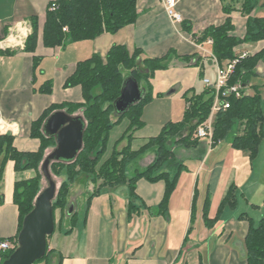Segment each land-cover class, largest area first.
I'll return each instance as SVG.
<instances>
[{"label": "crops", "instance_id": "0c3cea01", "mask_svg": "<svg viewBox=\"0 0 264 264\" xmlns=\"http://www.w3.org/2000/svg\"><path fill=\"white\" fill-rule=\"evenodd\" d=\"M52 1L0 0V41L17 32L0 47V135L14 136L20 151L40 148L41 141L31 136V129L47 108L83 101L82 87H66L65 83L78 63L94 54L105 57L115 44L125 45L131 52L141 48L143 58L162 57L170 50L179 55L197 53L202 63L215 68L216 75L212 43H197L182 21H189L193 31L200 33L230 16L233 34L243 38L247 32L242 0H235L237 8L231 14L224 11L222 0H177L175 11L181 14L180 21L170 15L166 0H138L140 14L135 23L94 39L47 46L43 32ZM252 15L264 16V0H259ZM33 18L38 20L35 43L28 41L34 30ZM263 48L264 40H260L239 45L237 52L253 55ZM195 61L190 65L174 58L169 68L157 70L151 79L152 98L168 96L171 89L184 100L186 92H197L201 66L194 65ZM257 75L264 77V59L257 64ZM49 83L52 89L46 92ZM168 122L160 121L158 132L143 136V144ZM221 142L211 144L202 138L193 145H173L184 167L165 202L166 180L143 177L137 181L135 198L129 185L123 184L103 187L88 197L81 210L75 203L76 223L67 215L49 239L52 253L48 264H249L246 237L252 226L264 219V135L254 157L250 150L234 147L232 141L228 146ZM149 151L154 152L148 150L140 157ZM154 158L155 152L148 155L147 165ZM177 172L170 170V178ZM35 175V170H17L14 160L6 163L0 181V243H12L19 232L16 182ZM232 187L236 195L233 206L225 202ZM2 251L0 248V264Z\"/></svg>", "mask_w": 264, "mask_h": 264}, {"label": "trees", "instance_id": "16d2710c", "mask_svg": "<svg viewBox=\"0 0 264 264\" xmlns=\"http://www.w3.org/2000/svg\"><path fill=\"white\" fill-rule=\"evenodd\" d=\"M57 1L56 9L50 8L52 2L48 7L43 32L44 43L47 46L62 45L66 41L94 39L104 32L115 33L129 24L135 23L140 14L138 0ZM222 2L227 14H231L237 8L235 0L229 2L222 0ZM258 4L259 0H242L240 9L244 15L248 16L247 32L243 38L233 34L235 26L230 16L224 23L210 25L200 33L193 31V25L189 21L183 20L182 24L197 43L202 44L209 39L213 41V56L223 66L240 56L237 52L239 45L264 40V16L252 15ZM33 27L34 30L28 41L35 43L38 39V20L36 18H33ZM142 53L141 48H136L131 52L125 45L115 44L105 57L96 53L91 58L79 62L75 72L68 77L65 86L80 85L84 99L82 102L54 104L33 122L31 136L39 138L41 141V146L37 151H20L14 145V136L11 134L0 135V181L9 160L16 162L17 170L30 169L36 172L35 176L16 182L15 202L20 210L19 232L14 241L10 242L12 246L9 249H3L2 263L17 247L24 218L32 211L36 198L40 194L42 176L40 166L46 157L47 149L56 146V139L45 134L43 125L48 116L56 110H66L70 114L82 111L81 115L86 121V131L84 147L75 160L71 162L54 161L50 165L52 173L67 178L63 181L53 201L54 233L67 215L71 217L73 224L77 221V211L74 210L70 214L68 212L70 207L68 193L71 183L78 180L81 175L87 177L89 181L98 183V187L91 193V197L100 193L105 186L114 187L128 184L131 196L135 198L136 184L140 178L144 177L151 181L165 179L167 191L164 202L168 200L177 183L179 170L184 167L182 162L177 159L173 145L176 143L193 145L202 139L197 136V130L211 116L215 101V88L210 86L205 87L201 92L195 90L186 92L184 98L187 107L183 118L178 121H169L158 135L149 138L140 148L134 149L132 147L134 134L145 125L144 106L153 97L151 79L155 72L169 68L174 58L188 62L190 65H192V60H196L194 65L201 66L200 76L203 79L206 68L202 63L203 58L197 53L179 55L175 50H170L166 55L156 58H143ZM262 59H264V48L253 55H247L240 59L230 76L229 83L230 85L241 84L243 94L240 97L234 93L228 95L227 100L230 102V107L219 110L214 120V142L225 139L237 127L238 132L232 139L233 146L250 150L253 157L257 155L264 135V108L259 87H255L254 93H249L247 87L251 85L252 78L257 76V64ZM124 70L128 73L125 74ZM127 76H133L139 81L140 86L145 89V96L126 112L119 114L116 112L114 104L121 95ZM51 89V83L44 88L46 92ZM126 119L128 125L125 131L115 141L108 154L111 147L112 130ZM124 141L127 144L119 148V145ZM152 149L155 152L154 160L143 170H136L132 176H129L131 164L143 153ZM172 169H176L178 172L171 179L170 170ZM225 202L232 206L236 203L234 187L230 188ZM58 209L62 213L59 222L56 221ZM53 234L48 236V240ZM246 243L249 264H264V219L257 226H252L246 237ZM51 253L48 243L46 254L35 264H48Z\"/></svg>", "mask_w": 264, "mask_h": 264}, {"label": "water", "instance_id": "95a60500", "mask_svg": "<svg viewBox=\"0 0 264 264\" xmlns=\"http://www.w3.org/2000/svg\"><path fill=\"white\" fill-rule=\"evenodd\" d=\"M145 96V89L133 76L125 78L121 95L115 101L116 112L122 114ZM43 130L47 136L56 139V146L46 155L41 169L49 185L36 198L35 206L24 218L18 236V245L2 264H35L44 257L48 249V236L54 233L55 216L53 201L57 183L50 165L54 161L75 160L84 146L86 121L81 114H70L66 110H56L46 119ZM75 205L69 207V214Z\"/></svg>", "mask_w": 264, "mask_h": 264}, {"label": "rangeland", "instance_id": "374dc122", "mask_svg": "<svg viewBox=\"0 0 264 264\" xmlns=\"http://www.w3.org/2000/svg\"><path fill=\"white\" fill-rule=\"evenodd\" d=\"M205 67H206L205 76L214 80L216 78L215 68H213V66L209 67L208 62H206ZM124 73L127 74L128 72L126 70H124ZM251 85H253V86H251ZM251 85L247 87V91L249 93H254L255 87L258 86L260 91H261V94H262V99H263L262 105L264 108V77L258 76V75L254 76L252 78ZM205 87H206V85L203 81V78L200 77L196 83L197 92L203 91L205 89ZM171 90L169 91V92H171V94L169 93L170 95L168 94V96H167V94H165L163 97L152 98L151 100H149L145 104L143 113L145 114L144 118L147 122V125H144L140 130H138L136 132V134L138 136L132 142L133 148H135V149L139 148L144 143L143 136H148L150 134H154V133L158 132V131H156V130H158V129H156L157 128L156 125L158 126V123L160 121H163V120H165V122L171 121V120L172 121H178V120H181L183 118L185 110H186L185 100L183 98H180L179 96H177L178 92L176 93V92H173ZM81 112L82 111H78L74 115L81 114ZM127 125H128V120L126 119L120 125L116 126L112 130L111 144H110L111 147L109 148L108 154L111 152L114 142L125 131ZM237 132H238V128L235 127L234 130L225 139L222 140V142H223L222 146H224V145L228 146L229 144H231L233 136ZM126 144H127V142L124 141L123 143H121L119 145V148L124 147V145H126ZM53 148L54 147L47 149L45 155H47ZM152 153H154V152L149 151L148 153H146L145 155H143L139 159L135 160L130 166L129 176H132L136 170H142L145 167H147L149 164L147 165L148 161L146 158L148 157V155H151ZM40 172H41V166H40ZM41 175L42 176H41V190H40V192L42 190H44L49 185V182L46 179V177L44 176L43 172H41ZM52 175H53L54 180L57 183V191H56V196H57V193H58L63 181L66 180L67 178H66V176H59V175H56L54 173H52ZM97 187H98V183H95L93 181H89V180H87V177L81 175V177L78 180L71 183V185H70V189H69V193H68L69 206L73 203L74 205L77 204L76 206H78L80 208V210L83 209V207L86 204L88 197H90L91 193H93ZM56 196H55V198H56ZM74 210H76V207ZM61 214H62L61 210L58 209L56 211L57 222L60 221ZM63 226L66 227L67 223H63ZM57 232H58V230L55 233H57ZM48 242H49V240H48Z\"/></svg>", "mask_w": 264, "mask_h": 264}, {"label": "built area", "instance_id": "2783aa9c", "mask_svg": "<svg viewBox=\"0 0 264 264\" xmlns=\"http://www.w3.org/2000/svg\"><path fill=\"white\" fill-rule=\"evenodd\" d=\"M167 3V9L170 13V15L175 20H182V16L180 13L175 11V6L177 4V0H166ZM58 7V1L53 0L51 4V9H56ZM17 34V32H16ZM16 34H11L6 39L0 41V47L4 46V42H9L13 40L14 37H16ZM209 43H212L213 41L211 39L208 40ZM248 55L247 52H243L240 54L238 58H235L231 61H229L225 65H220L217 61V71H216V78L212 80L209 77H205L203 79L206 87L213 86L215 88V101L212 109V113L210 118L202 125L199 126L197 130V136L200 138L208 139L211 141V144L214 143L213 140V134H214V120L216 113L221 109H226L230 107V102L227 100V96L231 94H235L237 97L242 96V86L241 84H234L230 85L229 79L231 74L236 69L237 63L240 61L241 58H244ZM213 56V54H212ZM214 57V56H213ZM12 246L9 240H4L0 243L1 249H9Z\"/></svg>", "mask_w": 264, "mask_h": 264}]
</instances>
